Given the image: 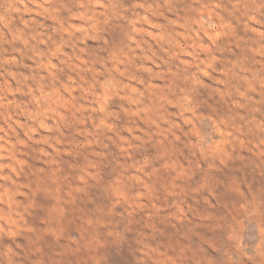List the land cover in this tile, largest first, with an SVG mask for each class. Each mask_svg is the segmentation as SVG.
<instances>
[{
	"label": "rangeland",
	"instance_id": "rangeland-1",
	"mask_svg": "<svg viewBox=\"0 0 264 264\" xmlns=\"http://www.w3.org/2000/svg\"><path fill=\"white\" fill-rule=\"evenodd\" d=\"M0 264H264V0H0Z\"/></svg>",
	"mask_w": 264,
	"mask_h": 264
}]
</instances>
